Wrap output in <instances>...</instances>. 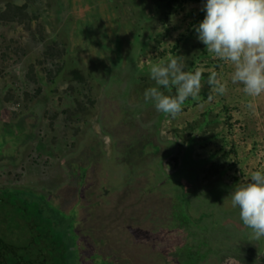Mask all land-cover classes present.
<instances>
[{
	"label": "rangeland",
	"instance_id": "rangeland-1",
	"mask_svg": "<svg viewBox=\"0 0 264 264\" xmlns=\"http://www.w3.org/2000/svg\"><path fill=\"white\" fill-rule=\"evenodd\" d=\"M202 7L0 0V143L13 146L0 160V198L19 189L55 199L63 213L49 219L68 224L64 242L79 241L81 264H264V238L248 235L228 197L264 171V93L246 96L231 82L233 66L192 35ZM169 58L216 72L224 94L201 77L198 101L175 118L158 113L143 93L159 87L150 66ZM158 171L167 196L137 202ZM144 205L161 209L165 225L146 219ZM8 216L0 204V222Z\"/></svg>",
	"mask_w": 264,
	"mask_h": 264
},
{
	"label": "clouds",
	"instance_id": "clouds-1",
	"mask_svg": "<svg viewBox=\"0 0 264 264\" xmlns=\"http://www.w3.org/2000/svg\"><path fill=\"white\" fill-rule=\"evenodd\" d=\"M201 10L203 19L193 26L198 42L233 66L231 82L242 85L246 96H260L264 93V0H203ZM148 75L159 87L146 89L144 100L151 101L158 113L175 118L186 100L200 98L201 72L185 71L178 58L152 64ZM206 82L217 94H224L216 72ZM228 197L248 235L264 238V171L252 172L246 182L233 186Z\"/></svg>",
	"mask_w": 264,
	"mask_h": 264
},
{
	"label": "trees",
	"instance_id": "trees-1",
	"mask_svg": "<svg viewBox=\"0 0 264 264\" xmlns=\"http://www.w3.org/2000/svg\"><path fill=\"white\" fill-rule=\"evenodd\" d=\"M196 1L203 2V0ZM202 14L203 16L200 17L199 21L204 17L203 11ZM195 23L193 22L192 25L194 26ZM192 32V35L195 36L194 30ZM186 40L189 41L190 38H186ZM195 66V61H191L190 69H194ZM208 76L209 74H202L201 77L207 78ZM75 77H79L78 74ZM1 200L6 204L9 214H16L18 215L17 218H22L26 222L24 223V228L29 231L32 230L34 244L43 245V249L40 250L49 254V264H76L74 244L71 247V243L69 245L64 242L65 233L69 230L68 224L57 220H50L49 218L57 217H52L51 214H48L51 213V210L45 203L20 193H11L10 195L5 193L4 198ZM0 244L3 243L1 242ZM32 247L33 251L38 250L33 245ZM105 263L107 262H100V264Z\"/></svg>",
	"mask_w": 264,
	"mask_h": 264
},
{
	"label": "flooded vegetation",
	"instance_id": "flooded-vegetation-1",
	"mask_svg": "<svg viewBox=\"0 0 264 264\" xmlns=\"http://www.w3.org/2000/svg\"><path fill=\"white\" fill-rule=\"evenodd\" d=\"M10 132V131H8ZM5 136H8L7 134ZM10 137V136H9ZM8 138V137H7ZM6 141L3 140V143H0V160L3 159V157L6 156V153L4 152V148L6 146H11L10 139H7ZM16 146V144H14ZM9 149V148H7ZM13 150H8L9 154H11ZM77 174V173H76ZM80 174V173H79ZM84 175V174H83ZM82 175V176H83ZM81 179V176H80ZM5 193L11 194V193H20L25 196H29L31 198H35L38 200H41L47 207L50 208L51 212L56 213H63L56 205L53 204V201L50 200L47 197L41 196L40 194L28 190H19V189H3ZM1 191V189H0ZM0 204H3L2 200L0 199ZM15 219V225L14 228L11 230L8 228L7 225L8 220L10 218ZM18 215L16 214H9L8 219H4L0 222V226H5L4 230L2 231L0 229V264H49V254L42 252L40 249H43V245H35L33 241V234L32 230L29 231L26 230V234L22 235L18 232L20 230H23L26 223L22 218H17ZM4 241V242H3ZM74 239V247H75V253H76V264H81V254L79 252V241ZM36 247L38 250L33 251V247ZM45 246V245H44ZM105 264H113L109 263L108 261ZM100 263V262H99ZM98 263V264H99Z\"/></svg>",
	"mask_w": 264,
	"mask_h": 264
},
{
	"label": "crops",
	"instance_id": "crops-1",
	"mask_svg": "<svg viewBox=\"0 0 264 264\" xmlns=\"http://www.w3.org/2000/svg\"><path fill=\"white\" fill-rule=\"evenodd\" d=\"M152 159H156V161H158V160H161L162 157L161 156H159V157L157 156V157H153ZM158 175L159 176L157 177L156 173L150 174V177H149L150 181L145 184V189H143L142 191L138 192L139 199L137 200V202H140V201L147 202V200H149L148 196H153V195L155 196L157 193H160V192H161V195L163 193L164 196H167V194L165 195V192H164V189H163L164 187L167 188V185H166V183L164 182V179H163L164 177L166 179V176H163V178L160 177V171H158ZM220 175L221 174H217L216 176L219 177ZM126 179H127V182H128L127 184H130L132 182V177L129 174H127ZM129 180H131L130 183H129ZM127 200L131 201V197L129 196L127 198ZM164 200H166V197H165ZM169 202H171L170 205H172V208H174L173 199L171 197H169ZM154 206L155 205H144V209H145V211H147V213L145 215V218L147 219V218H149L150 215H152V219H153V222L155 224V227L157 226L159 228L160 225H165L164 224L165 222H161V220H160V217L162 216L161 215L162 214L161 209H156V206L155 207ZM103 207H104L103 205L96 206L97 212L99 213L100 210L105 209ZM127 209H129V208H127ZM155 218H157L158 221L155 222ZM169 230H170V228H169ZM169 230L165 231L164 233H167L169 235L170 234Z\"/></svg>",
	"mask_w": 264,
	"mask_h": 264
}]
</instances>
